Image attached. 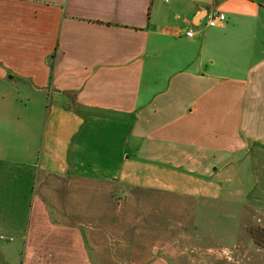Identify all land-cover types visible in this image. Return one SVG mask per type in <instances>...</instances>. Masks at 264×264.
I'll return each mask as SVG.
<instances>
[{"label":"crops","instance_id":"1","mask_svg":"<svg viewBox=\"0 0 264 264\" xmlns=\"http://www.w3.org/2000/svg\"><path fill=\"white\" fill-rule=\"evenodd\" d=\"M115 184L186 204L191 255L146 264L236 245L264 202V0H0V264H109Z\"/></svg>","mask_w":264,"mask_h":264},{"label":"rangeland","instance_id":"2","mask_svg":"<svg viewBox=\"0 0 264 264\" xmlns=\"http://www.w3.org/2000/svg\"><path fill=\"white\" fill-rule=\"evenodd\" d=\"M93 193L100 198L92 202V210H99L102 215L93 217L91 225L107 227L109 264L111 258L116 257L121 264H146L155 257L174 258L180 253L191 255L193 230L190 222L186 223L185 203L163 202L159 196L150 195L146 190H125L116 184L107 192L98 190ZM21 205V201H5L0 203V208L4 206L8 214H19ZM47 205L52 208L49 202ZM239 212L237 243L224 250L215 264H264V202L243 205ZM11 241L10 236L0 235V243ZM199 243L209 246L210 240L208 244L200 240L196 245Z\"/></svg>","mask_w":264,"mask_h":264},{"label":"built area","instance_id":"3","mask_svg":"<svg viewBox=\"0 0 264 264\" xmlns=\"http://www.w3.org/2000/svg\"><path fill=\"white\" fill-rule=\"evenodd\" d=\"M224 16L221 13L218 12H212L209 16H207L205 21V26L207 28H219L221 27V24L223 23ZM185 37L190 38L192 36V31L188 30L185 32Z\"/></svg>","mask_w":264,"mask_h":264}]
</instances>
